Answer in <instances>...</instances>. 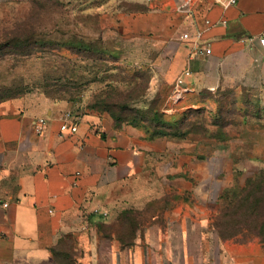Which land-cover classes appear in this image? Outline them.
I'll return each instance as SVG.
<instances>
[{"label":"crops","instance_id":"obj_1","mask_svg":"<svg viewBox=\"0 0 264 264\" xmlns=\"http://www.w3.org/2000/svg\"><path fill=\"white\" fill-rule=\"evenodd\" d=\"M142 1L161 6L163 17H178L183 34L201 32L202 44L211 49L207 57L192 56L183 34L169 46L174 84L191 72L182 87L185 111L204 109L211 103L204 99L206 93L216 96L228 88L264 94V0H238L229 8L196 0L184 11L181 0ZM66 112L80 117L74 135L60 131ZM39 118L48 120L43 135L35 131ZM218 141L197 133L151 138L142 127H116L106 113L84 111L43 94L1 101L0 264L42 263V257L58 264L50 258L51 248L64 236L96 246L100 240L94 225L166 199L176 202L166 215L172 226L168 232H146L137 237L145 243L134 247H95L81 255L97 257V264H104L106 256L107 264H264L261 242L215 240L205 258L201 253L205 237L200 225L207 223L206 204L215 193L202 182L213 177L212 160L224 144Z\"/></svg>","mask_w":264,"mask_h":264},{"label":"rangeland","instance_id":"obj_2","mask_svg":"<svg viewBox=\"0 0 264 264\" xmlns=\"http://www.w3.org/2000/svg\"><path fill=\"white\" fill-rule=\"evenodd\" d=\"M160 8L142 0H0V97L43 94L84 111L106 113L114 121L115 114L131 120L144 117L150 124L155 110L176 122L189 111L180 103L183 96H174L177 80L174 84L169 46L185 28L178 17H163ZM204 99L211 103L201 114L188 115L179 129L224 142L218 148L221 155L212 160L213 177L202 182L215 188L206 204L207 223L200 225L203 258L215 240L239 244L221 233L228 237L236 228L253 231L264 214L263 197L245 192L256 187L264 191V94L228 88L216 96L206 93ZM243 197L248 205L258 198L263 202L250 212L247 206L236 212L233 205ZM175 203L166 199L143 211L113 214L93 226L98 245L69 234L51 248L50 258L58 264H97V257L81 253L145 243L137 237L169 231L166 215ZM226 211L229 221L219 224V230L211 217L221 218ZM104 259L107 264L110 256ZM40 260L35 264H51L45 257Z\"/></svg>","mask_w":264,"mask_h":264},{"label":"trees","instance_id":"obj_3","mask_svg":"<svg viewBox=\"0 0 264 264\" xmlns=\"http://www.w3.org/2000/svg\"><path fill=\"white\" fill-rule=\"evenodd\" d=\"M13 96H15V95H13ZM9 97H12V96H8L5 98L0 97V102L4 101L5 99H7ZM202 111L203 110H189V113L183 114V116L180 119L175 120L176 122H172V121H168L165 114L154 110V111H152V118H151L152 123L149 122L150 124H145L146 123L145 121H147V120L144 117H141L139 120H137V118H136V120H131L128 118L124 119L122 117H117L115 114L113 116L115 118L116 127H121L123 124L127 123L130 125L136 126V127L144 128L151 138L166 137V138H180V139H182V138H185L187 135L194 133V131H193L194 129L193 130L191 129V131L186 132V133H181L180 132L181 130H179L180 125L181 126L183 125L184 121L187 120L188 115H190V114H201ZM143 114L145 115V113H143ZM245 192H247L248 196L253 195L254 193H256L257 195L260 194L264 199V191L260 192L259 187H256L253 190H249V191H245ZM247 198L248 197H246L244 200V197H243V199L238 204L233 205V203H232V205L235 206L236 212H239L245 206H247V208L250 212L252 209H257L259 204L263 202V200H260L258 198L257 200L253 201L251 203V205H248L247 204ZM229 207H231V205ZM236 212H234V214ZM131 213H132V211H126L127 215L131 214ZM230 214L231 213L226 211L221 215V218H219L220 214H219L218 218L211 217L212 222L218 228L219 224L226 223L229 221L227 218L229 217ZM236 224H237V226L240 225V223L238 221L236 222ZM256 224H257L256 228L253 230L254 232L249 230V229H246V228L245 229L242 228L239 231L235 232L237 229L236 228L234 230V233H232L228 237L224 236V234L221 233L222 231L220 232L221 234L220 233L219 234L221 235L222 238L226 237L225 239L237 241V242H239V244H246V243H244L246 241L253 242V241L259 240L264 245V236H263L264 235V214L261 215V217L258 219ZM218 229L220 230V228H218ZM260 235H262V236H260ZM246 236L248 238H245Z\"/></svg>","mask_w":264,"mask_h":264},{"label":"built area","instance_id":"obj_4","mask_svg":"<svg viewBox=\"0 0 264 264\" xmlns=\"http://www.w3.org/2000/svg\"><path fill=\"white\" fill-rule=\"evenodd\" d=\"M182 4L180 8L184 11L188 8L190 9V5L194 4L196 0H181ZM213 3L222 6L223 8H229L235 6L238 0H210ZM188 9V10H189ZM182 41H188L191 43V55L194 57H207L211 53V49L207 45L202 44V33L197 32L193 35L191 34H183L181 36ZM191 76L190 71L184 72L182 76L177 79L176 92L174 94L176 100H179L183 95L182 87L185 84L186 77ZM48 126V120L46 118H39L35 124V131L38 135H43L46 132ZM80 126V117L78 114L74 112H66L62 116V123L60 127V131L62 134H70L74 135L79 131ZM98 212V211H97ZM104 217H107V213H103Z\"/></svg>","mask_w":264,"mask_h":264}]
</instances>
